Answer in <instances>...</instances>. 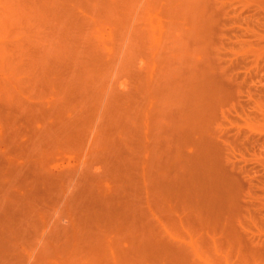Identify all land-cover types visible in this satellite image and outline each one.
<instances>
[{
    "label": "bare ground",
    "instance_id": "1",
    "mask_svg": "<svg viewBox=\"0 0 264 264\" xmlns=\"http://www.w3.org/2000/svg\"><path fill=\"white\" fill-rule=\"evenodd\" d=\"M140 1L28 0L26 5L19 1L16 6L8 9L9 11L13 9L14 13L19 15L17 10L20 8V12L23 13L21 15L25 17V19L22 18V21L27 23L26 26H31L36 19L34 17L38 14L39 19L45 21L44 27L45 25H52L54 28L48 26V30H54H51V35L54 37L55 32L57 35V37L55 36L56 42L53 41L54 39L44 40L47 35L44 37L43 33L42 36L40 31L38 33L41 37L35 33L34 35L30 34L33 36L28 37V39L26 38L27 33L22 30L23 36L25 33L26 36H19L20 40L13 42L14 46L11 45L10 47H15L16 43L20 45L17 44L18 46L14 49L10 48V51L9 48H0V60H2L0 67L4 63V70L10 63L9 57L12 53H17L18 59L15 54L12 57L18 62L13 61L10 57L11 63L15 64L16 62L20 66L23 62L20 64L21 60L19 59L29 55L31 59L25 58L26 61H23H31L33 67L31 69L36 72L31 69V72L29 70L27 72L31 74L33 72L34 75L37 73V77L31 79L28 77V81L37 79L35 80L37 83L34 81L37 87L35 84L32 85V82L27 83L28 81L24 82L23 86L26 83L28 86L31 84L30 89L26 87L28 92H32L31 86L35 88V91L41 86L44 89L42 92L39 89L40 92L36 91L39 92V95L33 90L32 96L36 93V98L33 96L31 99L32 96L27 94L33 101L29 102V100L26 103L25 100L16 98L17 94L12 88L13 86L17 87L16 84L11 86L9 82L4 81V86H2L3 80H0V118L2 112L5 113L4 118H7L9 112L12 115L10 114L8 117H14L13 114L19 116L15 117V121L11 120L14 125L9 120L14 118H7L6 120L1 118L8 124H4V121L1 120L0 122L3 121V123L0 125L3 127V124L6 126L12 124L10 126L13 127L7 130L14 129V131L9 130L8 132L2 127L0 129L6 134L11 132L10 135L13 134L15 141L9 140V142L11 141V144L14 142V146L17 147L15 148L7 142V148L10 145L9 148L13 147L14 150L19 148L21 151L20 148L22 147L24 149L22 153L25 152V155L20 156L22 153L18 150L19 159V156H16L17 151L11 153L14 150L9 148L8 150L5 148L6 146L4 148L8 152V157H12V161L13 158L23 161V157L27 156L17 167H15L17 160L14 159V166L9 164V168L7 166V169L5 167L4 169H6L5 172L11 169L13 172L8 170L7 173L12 172L16 175H11L12 180L13 178L18 180L17 177L21 176L22 173L26 177L27 171L28 173L31 172L28 174L31 177H33V173L38 178V182L35 186L33 185L34 190L32 188V191L38 195H45V197L38 196L44 198L42 199L43 202L48 201L46 195H49L47 203L54 204L53 208L51 207L54 214L51 212L53 218H50V216L37 212L38 209L33 206H37L40 202L37 203V197V205H35L34 193L31 191L28 193H32L33 196L31 195V197L29 194L28 196L34 199L32 201L35 204L33 202L34 205L28 203L31 198L25 196L24 193L27 190L22 188L27 183L24 181L25 184L20 183L24 177L18 181L19 185L22 184L21 188L24 189L21 190L19 189L20 186L17 187L18 183L17 185L14 183L17 180L11 182V176L8 179L3 175L9 183H14V187L18 188L17 192L19 190L23 192V196L27 198L26 201L29 199L28 202H25L26 205L31 204L32 207L24 208L16 205L22 199L18 200L12 195L13 193L9 192L14 187L12 186L10 189L11 184L8 186V182L4 185L6 190L4 186L1 188L5 191L4 194L2 193L3 190L0 189V194L2 193V200L0 201V264H190L191 259L188 256L191 257L193 253L190 252L191 254L188 255L190 249L186 252L181 250L179 246H175V243L173 245L169 240V243L166 242L168 236L164 232L165 229L160 224H156L157 219L160 218L158 216L164 213L169 217L170 215L174 216L179 209H183V211L181 210L182 213L180 212L181 215L186 213L185 216H189L191 209V212H194L192 213L194 214L192 221L196 217L195 219L201 223L206 220L203 217L208 209H215L216 213L218 209L220 210L218 207L220 203L218 202L222 198L220 201H216L221 197L218 195L222 193L220 191L222 189L220 181L222 180H218L219 177L217 176L214 177V169H211L215 167L212 164L216 158L211 160L213 155L209 158L211 155L209 151H212L209 140L211 127L209 126L210 121H207L210 119L208 118L209 114L206 113L209 109L211 111L213 107L212 100L215 93L213 94L209 88L211 86L208 83L210 76V73L207 72L208 69L195 66L196 59V63L193 61L194 65L191 63L193 59L186 60V58H190L189 54L192 55V53L187 52L189 53V57H187L185 52L186 46H188L186 44L187 39L195 41L197 36L198 38L201 36V39L204 40L203 37L208 35L204 31L209 32L210 20L208 22L207 18L210 17V10L207 9L205 0H168L170 9L168 13L167 8L169 6H165L167 13L163 10V15L166 18L163 20H170V17L167 19L169 14L172 15V18H176H174L175 21H179V18L182 20L178 26L174 22V27L171 23V25L168 24L172 27L170 32L174 33L175 27L177 26L176 29H179L185 21L189 24V28L187 29L188 26H184L185 24L181 28L186 27L187 32L190 31L192 34V38L189 39L191 35L188 38L187 36L190 33H186L184 28H182L184 31L180 28V33L183 31L187 39L185 40L183 35H179L183 38L177 39L178 41L175 40L172 46L167 45V48L179 46L178 52H181L180 54H183V50L185 52V57L181 55L178 58L172 52V56L174 55L176 59L181 61L178 60L179 64H183L182 66L177 64V68L181 66L177 69L172 63V57H166L169 54L166 47L165 53L167 55L165 57L167 60L164 57L166 61L160 64L161 60L159 61L157 58L162 56L156 51V46H158L157 34L161 30L158 27L159 21H153L151 18L153 14L147 9L150 7H147L148 5L157 2L147 5L143 1L147 6L142 7L141 4L144 3ZM158 4H156V9L157 6L159 7ZM161 7L163 8V6ZM145 8L149 11L147 16H144ZM23 9L25 10L23 11ZM142 9L144 10L142 11ZM13 10L8 12L13 15ZM45 12H48L47 14L51 17L48 18ZM154 12L156 13V10ZM16 15L11 17V19L14 17L12 22L15 23V19H17L16 23L21 24V19L19 20ZM161 15L159 16L163 18L164 16ZM27 16L31 17L27 19ZM29 20L31 23L28 25ZM36 21L35 23H38V20ZM163 25V27L168 26L166 23ZM104 26L112 28V32L108 34L107 38L105 37L107 34L104 35L106 32L103 31L107 28ZM13 27L17 28L16 26ZM37 27H35L36 30ZM169 29L165 30L168 31ZM18 30H15V34L19 33H16ZM48 30L45 29V31ZM174 31L173 37L179 38L178 33H176L178 31ZM170 32L168 34H171ZM198 32L202 34L199 36ZM172 35L168 36L175 39ZM193 36L196 38L194 39ZM22 37L28 39V42L33 38V43H26L27 41ZM199 39L198 41L201 42L202 40ZM48 41L49 43L45 45ZM21 43L26 44V46L31 44L30 46L33 47H25ZM37 47L38 53L32 49ZM180 47L182 48L180 49ZM28 48L34 50V52L30 50L33 55L29 54ZM102 48L107 50V54ZM145 49L147 52L150 49L151 54L146 53V55ZM160 50L162 51V49ZM24 51L26 53H23ZM102 51L106 56L103 55ZM198 51L200 52V50ZM5 52L7 53L5 54ZM139 52L140 55L143 53L153 59L151 65H149L150 61L148 66L145 65V72L141 69L139 71L136 66L134 67L136 62V65L140 62L137 60L140 58ZM7 54L10 56L7 57ZM193 55H195L194 52ZM135 56L137 57L136 62L134 61ZM5 59L8 61L6 66ZM138 65L141 66V64ZM3 69L1 71H4ZM25 70L22 71L25 72ZM121 82L124 83L118 85ZM38 83H40L39 86ZM127 84L128 87H126ZM124 86L125 90L120 91V88L123 87L122 89H124ZM48 88L52 89L50 92L48 91L50 96L45 95ZM21 93L23 94V92ZM40 93H44V95ZM23 95L20 96L23 97ZM210 103L212 107H210ZM12 104L14 107L11 106ZM10 106L14 109L13 112L18 110L19 113H12V109L9 111ZM5 110L9 111L8 114ZM205 115L208 116L205 117ZM204 119H206L209 129L204 126L206 122L202 123ZM2 132L0 133L4 134ZM0 137L2 138L4 135ZM5 137L7 139V136ZM1 140L6 141L3 138ZM190 140H197L198 142H190ZM3 142L0 141V145L4 144ZM190 143L193 146L198 145L197 149L195 146L194 149H191L193 153L188 151V147H191ZM55 153L59 155L58 157L63 156L65 160L54 161L57 157L52 160L51 156ZM3 154L1 153L0 157H4ZM12 154L15 157L11 156ZM5 156H7L6 153ZM11 166L12 168H10ZM208 169L213 171L209 172ZM197 172H200V175ZM8 174L5 173L7 176ZM107 175L112 176L108 179L109 176ZM196 176L203 179H198L203 184L197 181ZM212 177L219 182L212 180ZM27 178L24 179L27 180ZM110 179L111 181H109ZM113 180L114 182H112ZM226 183L228 182L226 181ZM51 190L53 197L50 196ZM44 192L45 194H43ZM227 196L225 195L226 198ZM6 204L10 206L7 207ZM62 204L69 211V214L65 212L67 215L74 214L70 221L67 220L68 223L63 221L64 224L61 221V214L66 208L62 210L60 207ZM152 206L158 208L153 209ZM80 207L82 208V215L80 213L77 216ZM210 210L206 213L212 212ZM74 212H78L77 215ZM156 212L159 214L157 215ZM191 212L190 218H192ZM219 212L221 213V211ZM162 215L160 216L162 217ZM72 217L77 220H73ZM207 217L209 216L207 215ZM80 218L81 220H79ZM173 219L170 217L171 222ZM189 219L187 220L190 221ZM211 219L215 220V218ZM165 220H168V217ZM206 221L208 222V220ZM161 223L163 224V222ZM181 223L184 224V221ZM220 226L222 225L220 224ZM200 229L202 230L201 226ZM161 234L163 238L165 236L166 241ZM36 248H40L41 251ZM35 250L40 251V253ZM52 257H55L54 260Z\"/></svg>",
    "mask_w": 264,
    "mask_h": 264
},
{
    "label": "rangeland",
    "instance_id": "2",
    "mask_svg": "<svg viewBox=\"0 0 264 264\" xmlns=\"http://www.w3.org/2000/svg\"><path fill=\"white\" fill-rule=\"evenodd\" d=\"M19 1H22L25 5L28 2V0H0V48H2V47L7 48V49L9 48V51H10V48H11L10 46L13 45V42H18L20 40L19 36L20 37L23 36V32H21L22 30L27 33L26 38H28V37L30 38L35 33H38L40 31L39 33L40 34L42 33V36H43V33H44V37L47 35L46 36L47 38L45 37L44 40H46V39L47 40H53L54 39L53 41H55L56 37H57L56 32H55L54 37H53V35H51L52 31H54L52 29H54V28L52 27V25L51 26L45 25V27H44L43 25H44L45 21L41 20V18L39 19L38 14L36 16L34 15L35 16L34 19L36 18L34 21H33V19L32 20L30 19L31 21H33L31 26L29 25V23H31L30 20H29L30 22H28L29 26H26L27 23L22 21V18L25 19V17H23L24 15H21L22 12H20L21 11L20 8H19V10H17V11H19L18 14L20 13L19 15H16L17 13H14V10L11 9V10H13L12 11L13 15L15 14L19 20L21 19L20 22L22 25L16 23L17 19H15V21H16L15 23L12 22V21H14L13 20L14 17H13V19H11V17L13 15L11 13H9L11 10L9 11L8 9L12 8V6H14V5L16 6V4ZM143 1H145L147 5L151 4L152 2H157V3H152L154 5L151 4V5L147 6L145 4V2H143ZM163 1L162 2L160 0L159 1L158 0H155V1H153V0H141L140 1V2L144 3L143 5L141 4L142 7H144V6L149 7L150 6L147 9L149 11H151L150 13L153 14V15H151L152 20L153 21L157 20V22L159 21L158 27L162 33L160 31H158V34L160 35V37L157 34V36H158L157 45L158 46H156V51H158L159 55L160 54L162 55V56L160 55L161 57H157L159 61L161 60L160 64L165 62L167 60L168 56H170V57H172L171 59H172V63L174 65V67L177 68V64H179L180 60L176 59V58L180 57L181 55L183 57H185L184 55L186 52L187 57L190 56V58H186V60L187 59L188 60L193 59V60H191L192 61L191 63H193V61H194V63L199 62L198 65H200V66L196 65L197 64L196 63L195 66L202 68V69H205V70L208 69L210 71L209 72L207 70V72L210 73L208 83H210L209 86H211V87H209V86L208 87L211 88L210 91H213V94L215 93V95L213 96L215 100L214 99L212 100L213 107L211 106V103H210V107H212L211 111L209 109V110H207L208 112L206 111V113L209 114L208 118H210V119L207 118L208 119L207 121L208 122L210 121L209 126L211 128L207 126L208 124H207L206 119H204L202 121V123L206 122L205 123L206 125H204V124L203 125L205 127H208V129L210 128L209 132L211 131L210 136H209V140H210V147H211V150L213 152L209 151V154H211V155H209V158H210V156L213 155L212 156L213 158L211 160L216 158L215 160L217 162L216 163L215 160H213L214 164H212V165L215 167L211 168L209 166L211 169H214L215 173L213 170H209L210 169L209 167H208L209 168L208 171L209 172L213 171V174H215V176L211 172L212 176H214V177L217 176V177H219L218 180H220V179L222 180V181H220V185H221V188L223 189V191H222V189L219 188L222 193L221 192H220L221 194L218 193L219 194L218 196H221V197L220 198L218 197L219 200L216 201V202H218L222 198L221 201L218 202L221 204V205L218 204V207L220 208V210L218 209V211H217V209H216V211H217V213H216L214 211L215 209H211L212 212L206 213L210 210V209H208V211H206L204 214L206 217L204 216L203 218L204 219L206 218V220H208V222L205 220L204 222L202 221L201 222L202 224H201L200 222H198V219H195L196 217H194V221H192L193 216H194V214H192V213H194V212L193 211L191 212V209L189 208L190 209L189 214H188L189 216L186 215L188 218L185 216L186 213L181 215L183 209H179V210H177V214H175L176 216L174 215L175 217L170 215L171 219H173V217H174L172 222L170 220V217L164 213L163 215H166L165 217L162 214H160V215H162V217H164V219H162V217L159 215L158 217H160L162 220L160 218L157 219L156 224L157 223L160 224V226L163 229H165L164 232H166V236H168V238L166 237L167 241L164 239L165 236L163 238V235H162L163 233L161 235H162V238L166 242H168V240H169V242H172L173 245L175 243L176 244L175 246H179V248H181V250L186 251V252L189 251L188 249L191 250L188 253V255L191 254L190 252L193 253V255H191V257L188 256V258L191 259L189 261V262H191L190 264H264V0H205L206 5H207V9L209 8V10H210L209 13H211L209 15L210 17L207 18L208 22L210 20L209 29L206 28V29H208L209 32L204 31L205 34L208 33V35H205L203 33V36L205 35V38L203 37L204 40H202L201 39L202 37L200 36L202 33L200 34V32H198L197 34L198 35L200 34L199 35L200 39L198 38V36H197V38L193 36L194 39L196 38L195 41L193 39H191L192 41L191 40L189 41L187 39L189 37V35H191L189 37V39L192 38V34L190 33V31H188L190 34H188L187 38H185L186 35L184 36V33H183L184 30L182 28H184L186 30L184 32L188 33L187 29L189 28V24L187 22H185L184 20H183L184 23L182 25L185 24L184 26H188V27H187V29H186V27L181 28V26H182L181 25L180 28L183 30V31H181V33H180V28L176 29V27L178 26V23H182V20L180 18L178 19L179 21L181 20L180 22L177 20L175 21L176 18L175 17H174L175 19L172 18L171 17L172 15L170 16V14H169L167 19H169V17L171 19L170 20H163L165 18V16L163 15V10H165L166 13L168 10V13H169V9H170V4L168 3V0H163ZM156 4L159 5V7L157 6V9H156ZM161 6H163V8ZM165 6H169V8H167V10H166ZM85 7H87V5H85ZM153 9L156 10V13L154 12L155 10H153ZM24 10L25 9H23V11ZM143 10L144 9H142V11ZM148 10H146V8H145L144 16L145 15L147 16V14L149 13ZM146 11H147V13H146ZM206 11H208V10H206ZM24 13H26V12H24ZM45 13L47 14L48 12H45ZM10 14H11V16H10ZM160 14H162L164 17L163 18L160 17L159 16ZM154 15H156V16H154ZM19 17H21V18H19ZM30 17L31 16H29V17L27 16V19ZM47 17L49 18L51 16H49L47 14ZM144 19H145V17H144ZM36 20H38V23H35V22H37ZM40 22L41 23L43 22V23L41 24ZM173 22H174V24L177 23V24H175L177 26L175 27L174 30L178 31V32H176V33H178V36L183 35L185 40L187 39L186 44H188V46H186V47L187 48L189 47V48L187 49L185 47L186 44L184 43L185 44L184 47L186 49H185V52L183 50V54H180L181 52L180 53L178 52L179 46L177 47L178 49L175 48L176 46L175 47H168L170 49L167 48L168 44L170 46H172V43H174L175 40L178 41L181 38H183L181 36H179V38H178L177 35H176L177 38H175V36L173 37L172 34H174L175 31L173 30L174 33L170 32L172 27L175 26V25H173ZM163 23H166L167 25L171 23L173 26L171 27L170 26L171 24H170L167 27L165 26L166 27L165 28V27H163L164 26ZM40 25L42 26V28ZM13 26H16L17 28H15ZM48 26H50L52 29H50V27H49L50 30H48ZM20 27H21V29H19ZM35 27H37V30ZM205 27H203V29ZM28 28H29V30H28ZM31 28H32V30H31ZM105 28H107V29H104L103 31L106 32L104 35L107 34L105 36L107 38L108 34H111V32H112V28L107 27V26ZM163 28L169 29L168 31L171 34H168L169 32ZM45 29L48 31H45ZM15 30H18V31H16V33L17 32H19V33L15 34ZM42 30H44L45 32H43ZM35 31H37V32H35ZM200 31H203V30H200ZM26 33L24 34L25 36H26ZM39 33H38V36L41 37V35H39ZM28 34H29V36H28ZM30 34H33V35H30ZM53 34H54V32H53ZM164 34H166V36H164ZM168 35L169 36L172 35V37L175 39H172ZM25 36H23V37H25ZM206 37H208V38H206ZM26 38H23L27 41L26 43H30V42L33 43V38H32V40L30 39L31 41L29 40V42H28L29 38L28 39H26ZM38 38H36V39H38ZM42 39H43V37H42ZM198 39L202 40V41L199 42ZM34 41H36V40H34ZM39 41L42 42V40H39ZM197 41L199 42L198 44H197ZM35 43H37V42H35ZM43 43H42V45H43ZM48 43H49V41L45 45H47ZM162 43L164 46L162 45ZM17 44L20 45L19 43H16L15 45L18 46ZM21 44L25 47H29L31 45L30 44L29 46L28 45L26 46V44H24V43H21ZM39 44H41V43H39ZM180 45L182 46V44H180ZM16 46L12 47L11 49L16 48ZM34 46H35V44H34ZM37 46H38V44H37ZM31 47H33V46H30V48ZM165 47L167 48V50H169L168 55L165 53V51H167ZM184 47H183V49H184ZM173 48H175V49H173ZM181 48L182 47H180V49ZM7 49H5V51H7ZM32 49H35L36 52L38 51V50H36V49H38V47L32 48ZM32 49L28 48L29 51ZM102 49H103V51H105V54H107V50H104V48H102ZM160 49H162V51ZM159 50H160V53H159ZM198 50H200L201 53ZM9 51H7V52H9ZM25 51L27 52V50H25ZM25 51L23 53H26ZM32 51L34 52V50H32ZM103 51H102V53H103ZM145 51H146V49H145ZM148 51L149 52L146 51L145 54L146 53L151 54V50L149 49ZM154 51H155V49H154ZM170 51H171V54H170ZM7 52H5V54ZM14 52H15V50H14ZM161 52H163V53H161ZM172 52L174 54H176L175 55V56H177L176 58L174 55L172 56ZM187 52L192 53V55L187 53ZM193 52L196 56L193 55ZM37 53L35 55H37ZM9 54H7L8 56L7 55L6 56L9 57L10 56ZM14 54H15V57L17 56L16 55L17 53H12L10 57L13 59V61L16 60V62H18V60H17L18 56L16 57L17 59H15V58H13ZM29 54L33 55V54H31V51L29 52ZM105 54L103 53L104 56H106ZM142 54L140 55V52H139L140 58H141ZM188 54H189V56H188ZM199 54H202L203 57H202V55H199ZM146 55L143 54V57L141 58V60L139 57H138L139 59H137L138 61H140V62H138V64H141V66H139L138 64H137L138 66L136 65L137 60L135 61V59L137 57L135 56V58H134V61L136 62V63L134 62L135 63L134 67L136 66L139 71L141 69V71L145 72L146 66H148L149 61H150L149 65H151L153 63L152 57L151 56L147 57ZM34 56H32V57H34ZM10 57H9L10 63H8V67L6 66L7 65L6 62H8V61H6V59H8V58L5 57L6 58L5 59V66H6L5 70L3 69L4 63H3V65L1 64L0 69L2 68L4 71H1L2 70L1 69L0 72L7 74L8 76L0 73V80L1 81L3 80V83H1V82L0 83L2 84V86H4L3 85L4 81L9 82V84L11 86L16 84L18 88L16 86L12 87L14 89L15 94H17V97H16V95H14V97H16L17 99H20V100H25V102L28 103L27 101H29L30 98L32 99L33 96L36 95V93H38V95H39V92H40L39 90H41V92H42L44 89L40 85L42 89L39 87V88H37V90L39 89L38 90L39 92H36L37 90L35 91L34 90L35 88H33L31 86L32 92L27 91V88L30 89L29 86L31 84L34 85L35 83H37L35 81L37 79H35V78L31 81H28V77L30 79L33 77H37V75H36L37 73H35V75L33 74V72H36V71H34V69H31V67H32L31 61L30 62L29 61L24 62V61H26L25 58L27 60L31 59V58H29L30 57L29 55H28V57L27 56L23 57L24 59L23 58L19 59V60H21L19 62L20 64H21V62H23L21 64V66L16 62H15V64H12ZM164 57L166 58V60ZM158 60H157V62H159ZM0 61L2 62V60H0ZM3 62H4V60H3ZM25 63H27V65H24ZM194 63H193V65H194ZM10 64H12V65L10 66ZM13 65H15L16 68ZM157 65H158V63H157ZM179 65H181V63ZM144 66H145V68H143ZM180 67H178V68H180ZM23 69H26L25 72H27V70L30 71V69L33 70V72L31 74L30 73L31 71H30L29 73L27 72L28 73L27 74V73L22 71ZM8 71H9V73H8ZM25 75H27V76H25ZM121 80H123V79L121 78ZM26 81H28L27 83H29V82H32V83L29 86L27 83L24 84V86H23V83ZM34 81H35V83H34ZM124 82H126V81H124ZM124 82L118 83V85L122 84ZM39 84L40 83H38V86H39ZM35 85L37 87V84H35ZM6 86H7V83H6ZM121 86H123V85H121ZM8 87H9V85H8ZM8 87H7V90H9ZM126 87H128V84ZM122 88L123 87L120 88V91L125 90V86H124V89H122ZM17 89H18V91H16ZM48 89H46L47 91L45 90L46 93L48 91L50 92L52 90L50 88H48ZM33 90L36 93H34V95L32 96ZM10 91H11V88H10ZM45 91H44V93H45ZM21 92H23V94H25V95H23ZM49 92L47 94L45 93V95H49L50 94ZM44 93H42V94L44 95ZM27 94H28V96L31 95L32 97L29 98L27 96ZM20 95H23V97H21ZM36 96L34 98H36ZM18 97H21V98H18ZM38 98H39V96H38ZM32 101L33 100H30L29 102H32ZM11 106L14 107L13 104ZM11 106L8 109L9 111L12 109ZM8 110H5V111H7V114L9 112ZM13 110L14 109H12V113L18 112V110H16L17 112H15V111L13 112ZM9 113L11 114V112H9ZM10 114H8V116ZM1 115H2L1 118H4L3 115H5V113L2 112ZM13 115H14V117H12V116L8 117L7 115L6 116H7V118H14V119H9L10 121L11 120L15 121V117H17L18 114L17 115L13 114ZM207 116L208 115H205V117H207ZM1 118H0V121L1 120L4 121V119L5 120L7 119V118H4V119H1ZM9 120H7V121L9 122ZM19 120H21V119H19ZM3 121L0 122V124H2ZM11 123L14 125L13 121H11ZM4 124H8V123H5V121H4ZM4 124H3V127L0 125V127H2L3 130L4 129L7 130L8 128L13 127V126H10V125H12L10 123H9L10 125H8L9 127L4 125ZM24 128H25V126H24ZM9 130H7V131L9 132ZM12 130L14 131V129H12ZM12 130H10V131H12ZM7 131H5V132H7ZM0 132H2L1 129H0ZM2 133H4V131ZM11 133H8V134H6V133L1 134L0 133V136H2V135H4V137L7 136V139H6V137L5 138L2 137L4 140H6L4 142H3V140H1L2 138L0 137L1 143L2 142L4 143V144L0 145V154L4 153L3 154L4 157H0V158H2V159H0V168H2V169H0V189L2 188V186L6 185L7 182L9 183V181H8L9 176L15 175L12 173L13 171L11 169H8V170L12 171L11 172L12 174L11 173L8 174L7 173L8 170L5 172V170L7 169L6 167L8 166V168H9V164L14 166L13 163L17 160V158L16 159L13 158V161L15 159V161L13 162L11 159L12 157L11 158L8 157V152H6V150H5V148H7L8 143L10 145L14 146V142H13V144H11L12 143L11 141H15L13 138V134L10 135ZM9 136H11L10 139H9ZM192 137H191V140H192ZM11 138H13V139H11ZM194 138H196V137H194ZM9 140H11V141L9 142ZM191 140H190V142H194V141L198 142L197 140H194V141H191ZM17 144H19V142H17ZM17 144H15V145H17ZM190 144H189V146H190ZM10 145H8V148ZM4 146H6V147L4 148ZM19 146L21 147V144ZM192 146L193 145L191 144V147L190 148L188 147V151L191 153H193V150H191V149H194L195 145L193 146V148H192ZM14 147L16 148L17 146H14ZM196 147H198V145L195 146V148ZM12 148H9V149L14 150V148L13 149ZM20 149H21V151L19 150V148H17L14 151H12L11 153H13V152L16 153V151H17V154H16V156H17L18 154L22 153V151H24V149L22 147ZM18 150L20 151V153L18 152ZM210 152H212V153H210ZM5 153L7 156H5ZM24 153L20 154V156L25 155ZM14 154H12L11 156H14ZM53 155H57V154L55 153ZM53 155L51 156L52 160H54L55 157H57V159H55L54 161H60L62 159L65 160L63 158V156L58 157L59 155H57V156H53ZM20 156H19V159H20ZM26 157L25 156L23 157V161H24V158H26ZM23 161L17 160L15 167H17L18 164L20 165ZM218 161H219V163H218ZM216 164H217V166H216ZM4 167L6 169H4ZM10 168H12V166ZM3 170L6 174H8V176L5 175ZM199 173L197 172V174H199ZM28 174H31V172L28 173V171H27V174H26V177H28L27 180L24 179L26 177L24 176L25 174L23 175V173H22L21 176L19 175L17 177L18 178V180L16 179L17 182H14L17 185L18 181H20L22 177H24V178H22V181L20 183L25 184L24 182H26L28 184V181H29V184H28L29 186L27 184H25L22 187V184L19 185V183L17 185V187L20 186V188L18 187L19 189H21V190L25 189V191L27 190V192L24 193L25 196L26 195L28 196V194H29L28 192H30V191L33 192L32 191L33 185L35 186V184L38 182V178L33 173H32L33 177H31V175L29 176ZM3 175L6 176L8 179L6 177L4 179ZM34 176H35V178H34ZM107 176H109L108 177V179H109L110 176H112V175H107ZM196 177H197V181L200 184H203V182L198 180L200 178H198V176H196ZM10 178H11V180H10L11 182L16 181L14 178L12 180V176ZM227 178H228V180H227ZM33 179H34V181L32 182ZM111 179H112V177H111ZM111 179L109 181H111ZM200 180H203V179L201 178ZM212 180H216V178L215 179L213 178ZM218 180H216V181H218ZM226 181L229 184L226 183ZM11 182L9 184L7 183L8 186L11 184V186H9L10 189L12 186L13 187L15 186L14 183H11ZM112 182H114V180ZM208 182H209V180H208ZM109 184H111V183H109ZM26 185H27V187L25 188ZM4 187L3 188L6 190V186H4ZM9 187H7V188L9 189ZM21 187L24 189H22ZM18 188L14 187L13 189L9 190V192L13 193L12 195H14L18 200L22 199V201L16 205L22 206L24 208H31L32 205H34L36 203L37 197L41 195V194L38 195L35 192H33L34 193L33 194L34 196H33L32 193H30L29 195L30 196L32 195L34 197L35 203L32 201V200H34L31 198L32 196L27 197V198H31V201L28 202L29 199L26 201L27 198L25 196H23L22 191L19 190L17 192ZM2 190L3 189H1V191ZM33 190H34V188H33ZM4 192L5 191L3 190L2 193L4 194ZM230 192H231V194H229ZM2 193L0 194V201L2 200ZM50 193H51L50 196L53 197L54 195H53L52 190ZM43 194H45V192ZM225 195L226 196L228 195L227 196L228 199L225 197ZM41 196L45 197V195H41ZM48 196L49 195H46V198L49 201ZM24 197H25V199H24ZM39 198H41V199L39 200ZM42 199H44V198L38 197L37 203L40 202V204L38 203V205H37V203H36L35 205H37L38 207L37 206H33V207L38 209L37 212L39 211L40 213L44 214L45 216H50V218L51 217L53 218V216H51V215H53L54 213H53V211H51L52 210L51 207L53 208L54 204L53 205L48 204L47 203L48 201L46 202V200L44 201V202H46V204H44ZM25 202H28L31 204L33 202L34 204L26 205L27 203H25ZM229 204H231V205L229 206ZM8 205L9 204H6L7 207H8ZM11 205H13V204H11ZM63 205L64 204H62L60 206L62 208V210L64 208H66V206H63ZM154 205H155V203H154ZM152 207H153V209L158 208V207L154 208V206H152ZM227 207H228V209H227ZM226 209H227V211H226ZM62 210H61V212H63ZM78 210H80L79 213L74 212L75 215H77V213H78L77 216L80 215L82 208L81 209L78 208ZM219 211H221V213ZM51 212L53 214H51ZM65 212H67V213L69 212L67 210V208L64 209V212L61 214L62 223H63V221L64 222L66 221V223H68L67 220L69 219L68 221H70L71 216L74 215L73 214V215L69 216ZM184 212H186V211H184ZM190 212L192 214V218H190L191 217ZM156 213H157V215L159 214L158 212H156ZM179 214H180V216H179ZM81 215H82V213H81ZM207 215L209 217H207ZM77 216H75V217H77ZM167 217H168V220H165V219H167ZM77 218H79V217H77ZM182 218H183V220H182ZM211 218H215V220H213ZM72 219L77 220V219H74V217H72ZM187 219H189L190 221H188ZM79 220H81V218ZM163 220H165V221H163ZM181 220L184 221V224L181 223L182 222ZM161 222H163V224ZM210 222H212L211 224L213 226L211 224H209ZM66 223H65V225H66ZM217 223H218V226H216ZM219 223L222 226H220ZM223 225H224V227H223ZM200 226H201L202 230L200 229ZM226 226H228V227H226ZM161 227H159V228H161ZM210 227H212V228H210ZM219 229H221V230H219ZM172 243H170V244H172ZM178 244H180V245H178ZM183 244H184V246H182ZM36 249L37 250L39 249L41 251L40 248H36ZM37 250H35V251H37ZM40 251H37V252L40 253ZM77 257H76V259H77ZM52 258L51 259L54 260L55 257H52ZM75 261H78V260H75ZM166 264H168V263H166Z\"/></svg>",
    "mask_w": 264,
    "mask_h": 264
}]
</instances>
